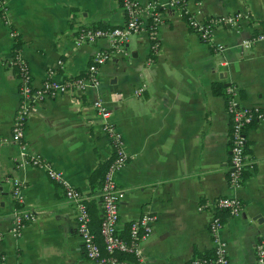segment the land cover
Listing matches in <instances>:
<instances>
[{
	"label": "crops",
	"instance_id": "obj_1",
	"mask_svg": "<svg viewBox=\"0 0 264 264\" xmlns=\"http://www.w3.org/2000/svg\"><path fill=\"white\" fill-rule=\"evenodd\" d=\"M187 8L199 20L239 11L251 18L237 28L214 31L212 44L225 46L218 53L172 9L163 12L157 26V52L147 29L133 33L116 52L108 38L76 41L82 26L123 25L126 14L119 0H8L6 14H0V142L11 140L22 82L13 67L12 32L21 34L19 57L36 87L50 70L62 80L81 76L96 51H111L100 69V85L36 106L24 135L27 153L40 154L45 164L65 173L69 186L88 195L91 174L114 154L104 120L93 107L102 100L112 113L110 122L124 136L128 156L116 174L125 192L120 229L144 213L158 215L142 244L143 261L130 258L127 264H189L196 253L211 250L208 226L220 196L243 204L239 215L223 218L221 237L231 264H257L256 248L264 240V117L245 130L247 176L231 188V118L227 98L215 94L213 85L234 87L238 104L264 111V40L244 46L264 31V0H189ZM23 158L17 145L0 146V264H95L83 250L77 208L66 198L65 186ZM15 180L23 189L24 208L37 216L21 236L13 232Z\"/></svg>",
	"mask_w": 264,
	"mask_h": 264
},
{
	"label": "built area",
	"instance_id": "obj_2",
	"mask_svg": "<svg viewBox=\"0 0 264 264\" xmlns=\"http://www.w3.org/2000/svg\"><path fill=\"white\" fill-rule=\"evenodd\" d=\"M199 4L203 0H196ZM8 0H0V14L7 12ZM189 0H169L167 5L152 1L142 4L138 0H124L122 8L126 14V20L123 25L112 28H91L82 26L78 30L77 45L93 44L99 39L108 38L111 40L113 50L122 52L129 37L133 33L147 29L153 40V50L157 52L159 45L156 39L157 26L163 20V12L172 9L190 12L187 8ZM164 7V9H162ZM189 25L199 35L204 42L211 43L213 49L218 53L223 52L225 46L221 43L212 44V35L218 27L237 28L240 24L251 18L248 12L239 11L227 16L210 17L206 20H199L190 12ZM154 23L153 30L148 29V23ZM14 36L15 33L12 32ZM264 40V31L245 40L244 46L250 48L255 42ZM156 41V43H154ZM112 57V52L100 49L94 53L86 72L78 77L69 79H57L52 70L49 71L47 78L38 87L33 85L29 68L19 55L13 58V64H19L22 70L19 76L22 80L19 88L20 100L17 112L12 126V137L10 141L0 142V146L9 142L17 145L24 155L23 162L36 167L45 168L49 178L65 186V196L71 200L76 208V220L78 234L81 238L83 250L88 259L95 264H127L119 259L118 252H132L137 256L139 262L143 261L142 244L152 234L154 226L158 221V215L153 213H144L139 218L132 220L129 224L130 238L126 240L119 236L120 230V208L121 200L125 194L124 190L118 185L116 174L127 163V153L125 139L122 132L110 122L111 111L102 100H95L93 107L104 120V128L107 131L115 151V156L109 165L105 175L104 184L101 189L102 201V221L100 226V236L102 241L96 240L91 228V215L84 202L87 196L79 190L69 186L65 173L62 170L53 168L45 164L40 154L27 153V143L24 139L27 122L36 106L49 97H56L60 94L72 92H84L90 86H98L101 83L100 69ZM152 60V59H151ZM226 65V61L221 62ZM144 87H138L135 90V96L142 94ZM227 92L232 94L227 106L231 118V130L229 139L231 142V168L228 174V180L231 188H237L242 185L243 172L246 168L247 154L245 146L247 136L244 128L251 123L253 119H262L264 111L259 108H247L241 106L235 101V89L229 86ZM235 93V94H234ZM13 197L18 204L13 216V232L21 236L24 227L36 220V213L33 210L24 208V194L19 180L14 181ZM215 210H225L230 216L239 215L243 210L241 200L234 196H220L215 201ZM224 219L216 213L208 226L213 247L211 254L201 259L193 257L189 264H231L227 244L221 237V230L224 228ZM257 264H264V240H261L256 248Z\"/></svg>",
	"mask_w": 264,
	"mask_h": 264
},
{
	"label": "trees",
	"instance_id": "obj_3",
	"mask_svg": "<svg viewBox=\"0 0 264 264\" xmlns=\"http://www.w3.org/2000/svg\"><path fill=\"white\" fill-rule=\"evenodd\" d=\"M124 0H119V4L121 6H123ZM190 12H186L185 10L183 11V18L185 19V21L188 23L189 25V18H190ZM148 29L153 30L155 25L154 23L150 22L147 25ZM190 29L193 30V27L190 26ZM91 28H106V29H112L115 27H109L106 25H95V26H91ZM154 43H156V41H154ZM23 45V40L21 38V34H16L14 35V44L12 47V51H13V55L16 58H18L19 52L22 48ZM14 71L17 73L18 76L21 75L22 70L19 64H14ZM227 87H223L221 84L215 83L213 85V91L215 94H222L227 98V106L229 105V99L232 97L231 93L227 92ZM226 91V92H225ZM257 122L256 118L253 119L251 121V123L247 124L244 128V133L245 130L254 125ZM249 152V141L247 140L246 146H245V154H247ZM115 156V151L113 156L108 160V161H104V162H100L97 167L95 168V170L93 171V173L91 174L90 178H89V185H90V192L88 195H86V199L84 200L87 209L91 215V228L94 232L95 238L97 241L101 242L102 238L100 236V226H101V221L102 218H99V213L102 212V202L100 201L102 196H101V189L102 186L104 184V180H105V175L108 171L109 165L112 162L113 158ZM128 161V159H127ZM246 169V168H245ZM247 176V172L244 170L243 172V179L244 177ZM218 215L221 216L222 218H224V214L228 213L225 210H218ZM92 223H93V227H92ZM94 224L98 225L97 228H94ZM130 224V223H129ZM129 224L127 225V227L125 229H120L118 234L120 237L129 240L130 238V230H129ZM211 250L207 251V252H203V253H196L195 254V258L196 259H201L204 258L206 256H209L211 254ZM117 256L119 257L120 260L124 261V262H128V259L132 258L135 261H138L137 256L132 253V252H118Z\"/></svg>",
	"mask_w": 264,
	"mask_h": 264
}]
</instances>
